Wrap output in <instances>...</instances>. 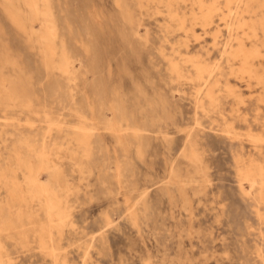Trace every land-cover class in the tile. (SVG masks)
Segmentation results:
<instances>
[{
	"label": "rangeland",
	"instance_id": "374dc122",
	"mask_svg": "<svg viewBox=\"0 0 264 264\" xmlns=\"http://www.w3.org/2000/svg\"><path fill=\"white\" fill-rule=\"evenodd\" d=\"M46 1L56 57L44 31L27 24L23 34L0 0V174L23 181L13 154L23 141L34 152L22 159L44 150L59 165L70 220L57 264H264V201L254 184L264 171V34L258 24L250 32L264 19V0L233 1V12L251 21L240 28L221 20L227 9L216 0L221 10L207 34L189 20L194 0ZM12 3L26 21L25 0ZM173 14L185 17L183 27ZM237 39L255 53L262 85L227 64L223 48ZM193 63L207 67L203 79ZM81 123L90 134L85 158L70 141ZM10 211L27 228L46 222L42 202ZM8 215L0 184V217ZM0 245L10 264H55L15 231L2 232Z\"/></svg>",
	"mask_w": 264,
	"mask_h": 264
},
{
	"label": "bare ground",
	"instance_id": "6f19581e",
	"mask_svg": "<svg viewBox=\"0 0 264 264\" xmlns=\"http://www.w3.org/2000/svg\"><path fill=\"white\" fill-rule=\"evenodd\" d=\"M188 1H190V0H184L183 3H186ZM224 1H225V8L227 9V11L222 13L221 20L224 21V23H225V21L228 22V20H226V19L231 18V20L229 21V24H228V26H231V27L237 26L238 28H240L243 25H245L246 23H244V21L241 20L242 18L239 17V15H238L239 13L237 14V13L233 12V9L231 8V4L233 3L234 0H224ZM1 2L4 5L5 11L8 13L11 21H15L16 25L20 28V30H22L23 34L28 35L27 29L25 27L27 24H29L30 26L36 25L40 29H42L46 35L45 38L48 39V42L46 43V49L45 50L48 52V54L51 57L57 56L56 47H55L56 32L54 30V21L50 17L51 15H49L50 13H49V9H48V3L46 0H25V7L27 9V13L29 14L28 18L26 15V21L19 16H15V14L18 15V12L15 13L14 8L12 6V4H13L12 0H1ZM248 2L249 3H256V2H259V0H248ZM160 3H161V1L159 2V4ZM41 4H42V7H41ZM157 5H158V3H157ZM184 5L186 7L188 4H184ZM158 6H160V5H158ZM166 6L168 9H170V7H171V5H168V4H166ZM189 6L191 8V13H192L191 17L189 18V20L191 21V25L195 26V25L199 24L200 26H202L203 33L207 34L209 26H211L213 24L214 16L217 14V12L219 10H221V8H219L220 3L216 0H194L193 2H190ZM163 9H165V8L163 7ZM232 12H233V14H232ZM39 15H40V17L38 18ZM172 18H174V20H176L180 24V26L183 27L184 21L186 20L185 17H179L178 14H173L171 19ZM171 19H170V21H171ZM245 21H246V19H245ZM249 23H247V24H249ZM225 24H227V23H225ZM253 24H254V26L251 27V29L253 31H251L248 28L250 30V32L254 33L255 25L258 24V26H256V27L259 28L261 30V32L264 34V19H259V20L253 21ZM249 27H250V25H249ZM235 30H236V28H235ZM231 31H234V29L232 28ZM238 31H239V29H238ZM218 34H219V30H218V27H216L215 33H214L213 39H212L215 44H218ZM234 34H236V33H234ZM244 35H246V34H244ZM220 37H221V35H220ZM231 37L232 36H230V38ZM232 40L235 41L234 39H232ZM232 40L231 41L229 40V41L232 43ZM230 42L227 41L225 47L223 48V54L225 53L227 55V57L225 56V54L223 55L224 57L227 58V59L224 58L227 61V64H231V65H229L231 68L235 64H240L241 66H239L240 68H238V74H248L249 80L255 79L257 84L261 83V85H262V81H264V80L262 79V81H261V79H260L261 77L258 78L256 76V73L254 72V68H252V67H254L252 65L253 64L252 63L253 62L252 56L255 53L253 51H250V50H249L250 52L246 51L245 44L242 42L241 39L236 40V43H235L236 46L232 45ZM255 49H257V48H255ZM258 54H259V52H258ZM170 64H171V67L174 71L179 70L178 61L175 62L172 60V62H170ZM193 64H196V63H193ZM192 67H194V65H192ZM67 68H68V64L66 62L62 63L61 66H58V70L62 71V73H65L67 71ZM206 68L207 67L203 66V64L198 63V65L196 66V69H197L198 75H199L198 78L203 79L202 74L204 75V72H206L208 70ZM208 68H210V67H208ZM233 73H235V72H233ZM233 73H232V75H233ZM245 76H247V75H245ZM193 78L196 79L195 77H193ZM206 79H207V74H206ZM220 80H222V79H220ZM213 82L217 85L219 84L218 76H217V78H214ZM209 83H210V81L205 83L207 88H208ZM214 83H213V85H214ZM213 91H210V93ZM204 92H205V90H204ZM207 96L210 97L208 95V91H207ZM16 97L18 100L17 95H16ZM212 98L215 99L214 96ZM207 99L209 100L210 98H207ZM198 102H199V100H198ZM199 106H200V103H199ZM80 125L81 126H80L79 132H77V133L73 132L75 135L72 134L70 141L72 143H75L76 149L80 150L83 158H85L89 153V146H90L89 135L90 134L87 133L88 128L85 125L83 126L82 123ZM246 139H249V138H246ZM22 151H25L27 153H31V152L33 153L34 150L31 146V144L27 141L21 142L20 145L18 146V148L13 150V154H14V157L16 160L17 168H18V170H20V172L22 174L23 181L21 183L19 182L18 174L16 172H13L12 176L8 180H5L3 174H0V184H3V188L7 191V208H8V214H9L8 215L9 220L5 221L0 217V234L2 232L15 231V234L18 236L19 242L22 245H24V246H27L30 244L34 245L35 246V247L33 246L34 248L37 247V248L43 250L44 252H46L50 257L53 258L55 264H57L58 257L60 256L59 251H60L61 228L65 224V221L67 220V218L69 217L68 211L63 209L62 202L60 200V195H59L60 192H62V193L65 192V178L62 175V172H61L60 167L57 164V162L52 157H49L45 153L44 150H40L38 153H36L33 160L22 159L21 158ZM236 163H237V161H236ZM261 167L256 172V175L260 178L259 179L260 182L259 181H258L259 183H256L254 181L253 182H254V184H257V186H258L259 200L264 201V173H263L264 171ZM263 167H264V164H263ZM252 168H250V169H252ZM254 168H256V167H254ZM247 170H248V168H247ZM238 171H239V169H238ZM239 172H241V171H239ZM43 173L48 174V179L45 183H42V174ZM252 173H254V172L252 171ZM239 174H241V179H242L241 181H244V183L250 182L248 171H243L242 173H239ZM238 179H240V178H238ZM238 184H239V180H238ZM241 184H239V186ZM251 186H253V183ZM253 192H252V194H253ZM255 195H257V194H255ZM33 202H38V203L42 202L43 203L46 222H40L38 220L32 219V220H30L29 228H27L28 225H26L22 220L19 219V218H21V216H19V217L17 216L18 219L13 220L14 216H12V213L10 211L11 208L17 206L18 210L21 211V209L23 207H25V208L30 207L31 203H33ZM52 210H54V216L51 213ZM19 215H21V214H19ZM221 221L222 220H220V222ZM1 250H2V247L0 245V264H10L7 260H4V257L2 255ZM5 250H7V249H5ZM12 251H14V250H12ZM37 254H38V252H37ZM47 259H49V258H47ZM13 264H16V263H13Z\"/></svg>",
	"mask_w": 264,
	"mask_h": 264
}]
</instances>
